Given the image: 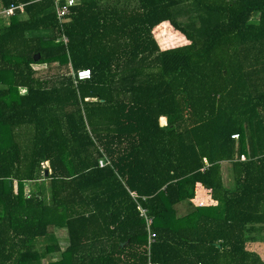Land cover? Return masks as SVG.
<instances>
[{
  "label": "trees",
  "instance_id": "1",
  "mask_svg": "<svg viewBox=\"0 0 264 264\" xmlns=\"http://www.w3.org/2000/svg\"><path fill=\"white\" fill-rule=\"evenodd\" d=\"M12 3L0 264H264L248 249L264 229V0H78L67 44L53 0ZM166 27L187 42L163 46Z\"/></svg>",
  "mask_w": 264,
  "mask_h": 264
},
{
  "label": "built area",
  "instance_id": "2",
  "mask_svg": "<svg viewBox=\"0 0 264 264\" xmlns=\"http://www.w3.org/2000/svg\"><path fill=\"white\" fill-rule=\"evenodd\" d=\"M33 1L39 2L43 0H33ZM53 2H54V7L56 11L57 20L60 26V30L62 32L61 39L65 44H67L68 37L64 33L66 21H67V17L71 13L72 7L77 5L78 0H53ZM25 6H26L25 3H17V4L12 3L10 6L5 7L4 9L0 10V16L11 17L17 12V10L23 12L25 9ZM71 73L73 74L76 82H79L80 80L89 79L91 77V70L88 68H83L80 70L72 69ZM234 137H238V135L236 134L234 135ZM242 159H245L244 155H242ZM205 161L207 162L206 159ZM131 193L134 197H136L135 192H131ZM140 214L144 218L145 223H146V229L148 233L147 248L150 253L151 247L155 243L156 238H157V233L156 231L153 230L154 218L148 214L145 208H141ZM150 264H154V263L150 262Z\"/></svg>",
  "mask_w": 264,
  "mask_h": 264
},
{
  "label": "rangeland",
  "instance_id": "3",
  "mask_svg": "<svg viewBox=\"0 0 264 264\" xmlns=\"http://www.w3.org/2000/svg\"><path fill=\"white\" fill-rule=\"evenodd\" d=\"M167 33V38H165L164 40H162V45L163 46H173V45H177V44H182L187 42V39L184 35L182 34H176L174 32H172V29L169 27L165 28V32ZM23 91H25L23 89ZM163 121V120H162ZM164 122V121H163ZM223 170H225L224 173V181H225V185L230 187L232 185L230 177H229V172H230V167L228 165L227 162L223 163ZM199 189V188H198ZM197 189V190H198ZM199 192V191H198ZM196 203H205V201H200V200H196ZM211 202V201H210ZM207 202V203H210ZM179 212L183 213L184 209L186 208L185 205H179ZM56 236L57 238H59L60 240H64V238L67 236V232L66 229L64 227H57L55 230ZM253 236H255L256 240L255 241H250V243L248 244V249L250 250H255L257 252H259L262 256V258L264 259V229H262L260 232L259 231H255V235L253 234ZM261 238V241H260ZM46 239H42V241H38L37 246H38V251L42 254L45 252V254L47 255L45 248H44V244L42 242H45ZM48 257L45 259V261H43L44 263H48L50 258L49 257H57L58 254H48Z\"/></svg>",
  "mask_w": 264,
  "mask_h": 264
},
{
  "label": "crops",
  "instance_id": "4",
  "mask_svg": "<svg viewBox=\"0 0 264 264\" xmlns=\"http://www.w3.org/2000/svg\"><path fill=\"white\" fill-rule=\"evenodd\" d=\"M229 165V164H228ZM225 170H223L224 172ZM224 175V173H223ZM230 177V176H229ZM230 180L232 181V178L230 177ZM199 192H197V197H196V200H200V201H205V203L207 202H210L211 201V198H210V195L208 193V191L205 190V188L200 185L199 186V189H198ZM66 238V237H65ZM64 238V239H65ZM56 258V257H55Z\"/></svg>",
  "mask_w": 264,
  "mask_h": 264
},
{
  "label": "water",
  "instance_id": "5",
  "mask_svg": "<svg viewBox=\"0 0 264 264\" xmlns=\"http://www.w3.org/2000/svg\"><path fill=\"white\" fill-rule=\"evenodd\" d=\"M39 57H40V54L39 53H37L36 55H35V58L38 60L39 59ZM48 170H46V172H45V174L47 175L48 174Z\"/></svg>",
  "mask_w": 264,
  "mask_h": 264
}]
</instances>
